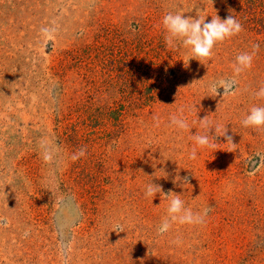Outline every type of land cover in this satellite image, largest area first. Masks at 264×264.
Returning a JSON list of instances; mask_svg holds the SVG:
<instances>
[{"label":"rangeland","instance_id":"rangeland-1","mask_svg":"<svg viewBox=\"0 0 264 264\" xmlns=\"http://www.w3.org/2000/svg\"><path fill=\"white\" fill-rule=\"evenodd\" d=\"M176 11L243 31L187 66L164 39ZM261 87L264 0H0V264H264V130L241 123ZM206 117L217 145L189 159ZM168 194L202 222L160 234Z\"/></svg>","mask_w":264,"mask_h":264},{"label":"clouds","instance_id":"clouds-1","mask_svg":"<svg viewBox=\"0 0 264 264\" xmlns=\"http://www.w3.org/2000/svg\"><path fill=\"white\" fill-rule=\"evenodd\" d=\"M206 18L196 15V18L185 16L180 11L168 12L162 18V25L165 31V43L169 48H183L186 56V63L188 66L189 61L196 60L200 64H204L209 61L213 56V49L216 45L224 43L226 40L231 39L234 36L239 35L243 31L242 24L233 15L227 16L225 19H221L217 15L212 17L210 22H205ZM259 51V45H253L251 53L244 52L237 55L235 63L233 64L234 77H238L241 73L252 67L253 59ZM185 63V61H183ZM236 83L235 79L231 82L221 80L219 82H213L210 85V91L217 94L219 88L224 89V95L233 94V85ZM254 98L257 100H264V87H261L254 93ZM201 127L206 131L203 134L193 135L195 146L192 147L189 153V159L197 158V148L215 147L217 143L214 142V138L209 136L208 117L200 120ZM170 123L179 130H188V123L181 117L173 116L170 119ZM244 128H250L253 131L264 130V106L253 105L248 113L241 121ZM216 133L221 131L219 125L215 127ZM226 135V128L223 127L222 136ZM221 136V135H218ZM232 148L236 145L232 142L231 137H227V143ZM42 151V157L45 163H50L53 160L54 152L58 151L59 146H53L48 142L41 141L40 144ZM86 155V149L80 148L76 153L72 154L71 159L73 161L80 159ZM177 181L181 180L179 176ZM187 177L183 178L185 184H187ZM176 181H174L175 183ZM157 193H161V188L158 185L150 183L146 186L145 196L155 197ZM163 194V193H161ZM164 196V195H163ZM182 195L168 194L165 198H171L167 207V215L162 220L158 229L160 234L166 233L173 223L179 224H192L200 223L203 220V216L194 215L192 210L185 208L184 201L181 199ZM208 209L204 210L203 215H207ZM116 231H122L123 229L117 225Z\"/></svg>","mask_w":264,"mask_h":264}]
</instances>
